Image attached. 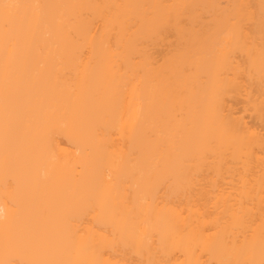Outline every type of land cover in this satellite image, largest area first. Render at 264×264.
Masks as SVG:
<instances>
[{"label":"bare ground","instance_id":"1","mask_svg":"<svg viewBox=\"0 0 264 264\" xmlns=\"http://www.w3.org/2000/svg\"><path fill=\"white\" fill-rule=\"evenodd\" d=\"M36 225L49 263L264 264V0H0V264Z\"/></svg>","mask_w":264,"mask_h":264},{"label":"rangeland","instance_id":"2","mask_svg":"<svg viewBox=\"0 0 264 264\" xmlns=\"http://www.w3.org/2000/svg\"><path fill=\"white\" fill-rule=\"evenodd\" d=\"M169 1H170V0H169ZM202 9H203V10L201 11V13H203V12L205 11L206 8H202ZM83 11H84V12H83L84 16L88 14L87 16H89L90 19L94 18V19L91 21V25L93 24V21H94V24H93V26H92V27L95 26V28L92 29V31H94V29L98 28L99 25L101 24L100 19H102V18L97 17V15L93 16L92 13H89V12H87V11L85 12V10H83ZM206 12H208V11H206ZM206 12H204V13L201 15V16H202V19H204L203 22H206V19H207V16H206V15H209V17H208V20H209V21L207 20L206 23H207L208 25H211V23H209V22H212V20L209 19V18H211V17H210V14H209L210 12H209V13H206ZM91 15H92V17H90ZM183 15H184V14H183ZM203 16H204V17H203ZM100 17H101V16H100ZM184 17H185V15H184ZM184 17L182 18V17L180 16V18H179V19H180V21H179V22H180V25H181V26H183V25H184V26H188V24H189L188 19H187V17H186V18H184ZM181 18H182V19H181ZM183 19H184V20H183ZM185 19H186V22H185ZM181 22H182V23H181ZM187 22H188V24H187ZM184 23H185L186 25H185ZM98 24H99V25H98ZM182 24H183V25H182ZM212 24H213V23H212ZM170 25H172V26H170ZM170 25L168 24L167 26L164 27L165 30H163V33H165V34H163L162 31H161L159 34H156V33L154 34V33H152L153 36H155V38L152 37V35H150L151 37L149 36V37H148L149 39H148V38H146V40H145L144 38L142 39V40H144V41H142V42H144V43L147 41V42H146V46L148 45V46H147V49H148L149 52L152 54L154 60L157 61V62H160V61H161L163 55H166L167 52H170V48H171V47L174 48V46H175V44H176V43H175L176 41H177V42H180V39L182 40V38H180L179 33L177 34V31H176L175 28H172L173 30H174V29H175V30L172 31V33H171V30H172L171 27H174V26H173L172 23H170ZM197 25H198V24L196 23V26H197ZM97 26H98V27H97ZM169 26H170V27H169ZM168 27H169L170 30L168 29ZM167 29H168V30H167ZM167 31H168V32H167ZM174 32H175V33H174ZM166 33H167V34H166ZM173 33H174V34H173ZM156 35H157V36H156ZM161 35H163V36L161 37ZM159 36H160L161 38H160ZM177 36H179V37H177ZM156 37H157V38H156ZM158 37H159V39H158ZM175 37H176L177 39H175ZM162 38H163V39H162ZM178 38H179V39H178ZM150 39H152L153 42H152ZM154 39H155V40H154ZM156 39H157V40H156ZM175 40H176V41H175ZM178 40H179V41H178ZM150 41H151V42H150ZM172 45H173V46H172ZM171 50H172V49H171ZM165 53H166V54H165ZM230 101H232V100H230ZM57 138L59 139L60 143H61L63 146H65V147H67V148H69V149H72V150L74 149V147H73V146H72V145H71V144L65 139V137L59 136V137H57ZM14 190H15V189H14ZM14 190H12V191H14ZM14 192L16 193V196L14 195L15 193H13L12 195H14V196L11 195V197H12L13 199H11V197H8V198L6 199V204H8L9 207H11L10 209L13 208V211L16 210V212H15L16 214H15V213H14V214L17 215V216H19V217H20V216H21V217L24 216L25 212L28 213L29 211H30V212L32 211V212L34 213L33 208H31V207L33 206V204H34V196H35V195H40V194L43 195V194H44V190H43V189H33V188H29V187L20 188V189H18L17 191H14ZM42 195H41V196H42ZM9 198H10V199H9ZM6 204H5V205H6ZM59 204H60V203H59ZM62 204H65V203H62ZM8 205H7V206H8ZM54 205H55V206H54ZM54 205L51 206V205L49 204V205H47V206H50L52 210H53L54 207H55V209H54V212H56L55 214L51 213L52 210H51L49 207L44 208L45 205H44V206L41 205V206H39V208L37 207V209H40V213H41V211H42L43 214H44V211H46V212H45L46 214H45L44 216L47 215V211H48V209L50 210V211H48V213H51V214L53 215V217H54V215H56V218H55V219H54L50 214H49V215H50L51 217L48 215V216H49L48 219L51 220V218H53V220H56V221H57L56 223H54V221L51 222L50 220H48L49 223L51 222L52 224H54V225L51 224V225L53 226V228H51V230H50V227H49V226H51V225H48V224H49L48 222H47L48 224L46 223L47 225H46L45 227H48V230H50L51 232H52V230H54L55 228H56L57 230L60 229V231H62L63 229L61 230V228H63V227L66 225V224L64 223V226L62 227V223H63L62 221H63V219H64V213H65L66 216H65V220H64V221H65L66 223L69 224V227H67V226L64 227V230H63V231H64V232H68V231H70L71 228L73 227L72 231L76 234V233H77L76 230H77V229H78V230L81 229V228H80V227H81V222L79 221L80 224H78L79 227L77 228V221H78L79 216H78V214L76 213V211H74V209H75L74 206L68 204L69 206L67 205V206H68V207H67V210H69V211H68V212L65 211L64 213H61V209H60V212H59V211H58V209H59L58 207H61L62 205L60 204L61 206L58 205V207H57L56 204H54ZM63 206H65V205H63ZM73 208H74V209H73ZM14 209H15V210H14ZM25 209H26V210H25ZM28 209H29V210H28ZM31 209H32V210H31ZM43 209H46V210L43 211ZM56 209H57V210H56ZM71 209H72V211L70 212ZM55 210H56V211H55ZM64 210H66V209H63V211H64ZM38 211H39V210H38ZM57 211H58V212H57ZM63 211H62V212H63ZM73 211L75 212V214H76L77 216H75V214H74L72 217H69L70 220H71V221H70L69 218L67 217V213H69V212H70V213H74ZM32 212H31V213H32ZM31 213H30V215H33V214H31ZM43 214H41V216H43ZM39 215H40V214H39ZM33 216H35V215H33ZM36 216H37V215H36ZM41 216H38L37 218H39V217H41ZM57 216H59V217H57ZM62 217H63V218H62ZM75 217H78V218H75ZM66 218H67V219H66ZM60 219H62V221H61ZM79 219H80V218H79ZM66 220H67L68 222H67ZM59 222H60V223H59ZM79 222H78V223H79ZM55 224H56V226H55ZM57 224H58V225H57ZM34 225H35V224H34ZM72 225H73V226H72ZM39 226L42 227V226H44V225H39ZM39 226H37V225L35 226L36 229L33 230V233H34V232L36 233V230H37V231H38V230L41 231L42 228L39 227ZM52 226H51V227H52ZM57 226H59L60 228L57 227ZM71 226H72V227H71ZM38 227H39V228H38ZM54 227H55V228H54ZM37 228H38V229H37ZM43 229L45 230V228H43ZM46 229H47V228H46ZM56 229H55V230H56ZM44 230H42V231H44ZM48 230H47L46 232H44V233L48 234V233L50 232V231H48ZM78 230H77V231H78ZM40 231L37 232V234H38L37 237H35L37 234H34V239H35V240L37 239V240L35 241V242H36L35 245H36V247H37V246H38V247L35 248V250L33 249V250H34L33 252H34L35 254H34V253L32 254V255H33V256H32V260L29 261V262H27L26 264H39V262H40V264H45V263L47 264V263H49V261H46V262H45V261H44V258H43V257H44V251H45L44 249H45V247H47V245L49 246V244H47V245L44 246L43 243L40 241V240L42 239V238L40 237V236H41L40 233H42V231H41V232H40ZM60 231H58V232H59V234L62 235V232H63V231H62V232H60ZM72 231H71V233H73ZM47 232H48V233H47ZM58 232H57V231H56V232L53 231V232H52V237L55 238L58 234L56 235V234H54V233H58ZM64 232H63V234H67V233H64ZM79 232H80V230H79ZM79 232H78V233H79ZM71 233H70V234H71ZM78 233H77V234H78ZM39 234H40V236H39ZM42 234H43V233H42ZM46 234H44V236H45ZM49 234H50V233H49ZM49 234H48V235H49ZM77 234H76V237H78ZM48 235H46V236H48ZM50 235H51V234H50ZM50 235L48 236L47 241H48L49 237L53 240V238H52ZM55 235H56V236H55ZM61 235H60V236H61ZM78 235H79V234H78ZM42 236H43V235H42ZM46 236H45L44 238H46ZM60 236H59V237H60ZM65 236H67V235H64V236L62 235V236H61L62 239H63V237H65ZM71 236H72V235H71ZM73 236H74V235H73ZM39 237H40V239H39ZM61 237H60V238H61ZM74 237H75V236H74ZM56 238L58 239V241L56 240ZM56 238L54 239V240H56V242H61V241L59 240L60 238H58V236H57ZM38 239H39V240H38ZM65 239H67V238H65ZM65 239H64V241H62L63 243H66V242H65V241H66ZM43 240H44V239H43ZM43 240H42V241H43ZM73 240H74V239H73ZM76 240H77V239H76ZM33 241H34V240H33ZM74 241H75V240H74ZM39 242H41V243H39ZM43 242H45V240H44ZM48 242H50V239H49ZM52 242H53L54 245H55L56 242H55V241H52ZM62 242H61V243H62ZM76 242H77V241H76ZM37 243H38V244H37ZM53 243H52V244L50 243V246H52ZM61 243H59L60 246H59L58 249H59V251H61V253H64V252H62L63 249L60 250V249H61V248H60L61 246H62V248H63V244H61ZM74 243H75V242H74ZM74 243H73V244H74ZM56 244H57V243H56ZM59 244H58V245H59ZM54 245H53V246H54ZM64 245L66 246V244H64ZM32 247H33V246H32ZM54 247H55V248H54ZM54 247H52V248L55 249V250L53 249V252L58 251L57 247H56V246H54ZM50 248H51V247H49V249L45 251V252L48 251L47 254H49L50 252H52V249H51V251H50ZM46 249H47V248H46ZM56 249H57V250H56ZM64 249H65V247H64ZM43 250H44V251H43ZM74 250H75V247H74ZM49 251H50V252H49ZM59 251H58V252H59ZM63 251H65V253H66V249L63 250ZM53 252H52V253H53ZM31 253H32V252H31ZM56 253H57V252H56ZM74 253H76V252L74 251ZM41 254H42V255H41ZM54 254H55V253H54ZM45 255H46V254H45ZM49 255H51V254H49ZM49 255H48L49 258H51L52 256H54L53 254H52L51 256H49ZM56 255H57V254H56ZM61 255H62V254H61ZM175 255H176V256L179 255V258L181 257L180 254H178V252H176ZM38 257H39V258H38ZM57 257H58V256H57ZM57 257H55V258H57ZM59 257H60V258H59ZM59 257H58V258H59V259H58V262L60 261V259L63 261L62 258H65V257H63V256H62V257L59 256ZM67 257H68V256H67ZM40 258H41V259H40ZM46 259H47V258H46ZM52 259H54V258L52 257ZM74 259H76L75 256H74ZM40 260H41V261H40ZM67 260H68V258H67ZM43 261H44V263H43ZM129 261H134V258H129ZM50 262H52V260H51ZM53 262H54V260H53ZM53 262H52V263H49V264H56V263H57V261H55L56 263H55V262L53 263ZM60 262H61V261H60ZM65 262H67V261L65 260ZM72 262H73V261H71V263H72ZM75 262H77V261H75ZM62 263H63V262H61L60 264H62ZM58 264H59V263H58ZM65 264H66V263H65ZM68 264H69V263H68ZM74 264H75V263H74ZM76 264H77V263H76Z\"/></svg>","mask_w":264,"mask_h":264}]
</instances>
